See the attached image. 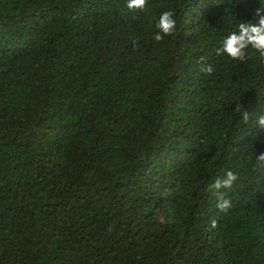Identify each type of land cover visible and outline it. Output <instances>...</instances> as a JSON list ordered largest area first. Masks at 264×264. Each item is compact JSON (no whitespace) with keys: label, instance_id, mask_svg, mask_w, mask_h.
I'll list each match as a JSON object with an SVG mask.
<instances>
[{"label":"trees","instance_id":"obj_1","mask_svg":"<svg viewBox=\"0 0 264 264\" xmlns=\"http://www.w3.org/2000/svg\"><path fill=\"white\" fill-rule=\"evenodd\" d=\"M259 7L0 0V264H264V62L215 55Z\"/></svg>","mask_w":264,"mask_h":264},{"label":"clouds","instance_id":"obj_2","mask_svg":"<svg viewBox=\"0 0 264 264\" xmlns=\"http://www.w3.org/2000/svg\"><path fill=\"white\" fill-rule=\"evenodd\" d=\"M261 7L255 10L257 19L254 21H243L235 24L225 35L221 37L218 46L215 48V55L228 61L243 62L249 53L255 54L261 62H264V3L259 0ZM146 0H125V8L129 11L143 10ZM176 28V20L171 10L162 11L155 19L152 40L161 42L165 37L173 34ZM204 73L211 74L213 67L206 65L201 69ZM241 122L248 125L254 122L258 127L264 129V112L254 115L250 111L244 110L242 107H236ZM258 168H264V152L253 157ZM237 175L229 170L225 171L222 177L216 178L210 185V190L216 196V208L220 212H226L230 207V200L226 198L225 193L231 189ZM211 228L216 227L213 220L210 224Z\"/></svg>","mask_w":264,"mask_h":264}]
</instances>
